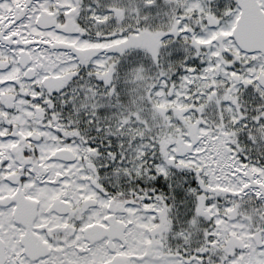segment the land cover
I'll use <instances>...</instances> for the list:
<instances>
[{"label": "snow or ice", "instance_id": "6c2138e0", "mask_svg": "<svg viewBox=\"0 0 264 264\" xmlns=\"http://www.w3.org/2000/svg\"><path fill=\"white\" fill-rule=\"evenodd\" d=\"M0 264H264V0H0Z\"/></svg>", "mask_w": 264, "mask_h": 264}]
</instances>
